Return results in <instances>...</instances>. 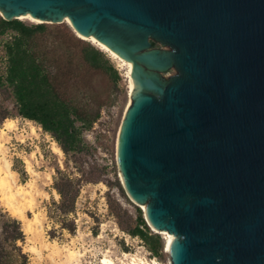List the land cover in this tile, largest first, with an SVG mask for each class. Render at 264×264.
I'll return each mask as SVG.
<instances>
[{"label": "water", "instance_id": "obj_1", "mask_svg": "<svg viewBox=\"0 0 264 264\" xmlns=\"http://www.w3.org/2000/svg\"><path fill=\"white\" fill-rule=\"evenodd\" d=\"M26 15L133 65L117 167L169 264H264V0H0Z\"/></svg>", "mask_w": 264, "mask_h": 264}, {"label": "rangeland", "instance_id": "obj_2", "mask_svg": "<svg viewBox=\"0 0 264 264\" xmlns=\"http://www.w3.org/2000/svg\"><path fill=\"white\" fill-rule=\"evenodd\" d=\"M47 25L44 37L49 42L64 28L79 38L67 23ZM9 39V35L0 38V83L6 73L4 45ZM110 60L118 72L116 82L109 75L86 68L75 72L70 82L86 91L78 94L80 100L91 96L104 104L99 120L82 134L85 147L81 154H60L57 149H62L55 139L37 123L19 116L10 90L0 87L1 175L7 178L17 201L33 205L27 209L26 218L15 217L8 207L10 195L0 188V263L100 264L107 257L115 264H133L136 260L169 264L165 236L160 235L164 246L154 257L144 241L128 233L139 215L144 218L145 214L124 191L117 167L118 133L131 99L125 66ZM7 166L10 176L6 174ZM67 178L79 193L74 213L64 218L56 209L61 197L55 185ZM35 216L38 221L34 232L26 233L24 226ZM14 220L21 224L24 240L14 242L10 238L19 233L15 232Z\"/></svg>", "mask_w": 264, "mask_h": 264}, {"label": "trees", "instance_id": "obj_3", "mask_svg": "<svg viewBox=\"0 0 264 264\" xmlns=\"http://www.w3.org/2000/svg\"><path fill=\"white\" fill-rule=\"evenodd\" d=\"M47 31V24L8 22L0 16V38L10 37L4 45L7 67L0 87L10 90L19 116L37 123L50 134L66 156L81 154L85 147L82 134L99 120L104 104L91 96L80 100L78 94L86 91L70 82L80 69L109 75L115 82L118 72L108 54L77 38L69 29L60 30L51 42L44 37ZM55 190L61 197L56 209L67 218L75 211L79 189L67 178L66 182L57 183ZM12 222L15 232L19 233L10 238L14 242L24 240L21 224L16 220ZM65 226L63 229L74 231ZM128 233L144 241L154 257L162 251L161 236L150 231L141 214Z\"/></svg>", "mask_w": 264, "mask_h": 264}, {"label": "bare ground", "instance_id": "obj_4", "mask_svg": "<svg viewBox=\"0 0 264 264\" xmlns=\"http://www.w3.org/2000/svg\"><path fill=\"white\" fill-rule=\"evenodd\" d=\"M20 19L22 21H27V22H30V23H36V24L40 23V21H38V20L32 18L31 16H28V15L22 16V17H20ZM65 23H67L69 26H71V24H70V22L68 20H65ZM76 35L80 39H82V40H84L86 42L91 43L92 45H94L99 50H101L104 53L108 54V56L110 58H112L113 60H117L119 63H122L123 66H125V68L127 70V78L129 80L130 99H132L131 97H132V95H133V93L135 91V84H134V82L131 79V71L133 69V65H131L130 63H128V62L124 61L123 59H121L120 57H118V55H116L115 53L111 52L107 47H104V46L99 45V44H97L95 42H92V41L86 39L85 37H82L79 34H76ZM131 102L132 101L130 100L129 105L126 107L125 113H126L127 109L129 108V106L131 105ZM10 124L11 123H9V125ZM57 151L60 154H62V151L60 149H57ZM2 167L3 166H1V163H0V188L3 191L8 192V194L10 195V200L8 202V207H9V209L11 210L12 214L15 217L26 218V211H27V209L29 208L31 210V208L33 207V205L31 203H29V202H26V200H25V203H21V202H19V201L16 200L15 196L12 194L11 187L7 183V178L6 177H2V175H1L2 174V171H3V168ZM5 170H6L7 176H10L11 171L9 170V167L8 166L6 167ZM37 221H38V217L37 216H35L32 220L29 219V221L24 226L25 232L26 233H33L34 232V227L36 226ZM161 235L165 236L163 233H161ZM165 247H166V252L168 253V251L170 249V243H169V240L167 239L166 236H165ZM100 264H115V263H114L113 260H111V259H109L107 257H104L102 259V261L100 262ZM133 264H160V263L157 262V261H148L147 260V261H140L139 262V261L136 260V261H134Z\"/></svg>", "mask_w": 264, "mask_h": 264}]
</instances>
